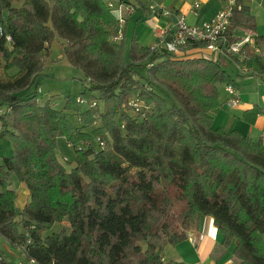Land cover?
<instances>
[{"label":"trees","instance_id":"obj_1","mask_svg":"<svg viewBox=\"0 0 264 264\" xmlns=\"http://www.w3.org/2000/svg\"><path fill=\"white\" fill-rule=\"evenodd\" d=\"M237 30L257 33L242 0L231 6L228 45ZM54 40L84 77L77 125L70 100L38 102ZM0 68L14 71L0 77V139L12 145L0 156V237L27 260L186 264L164 261L163 250L209 215L231 264H264V132L213 127L220 87L235 84L220 61L151 50L134 34L127 45L103 0H0ZM131 98L149 111L124 109ZM58 138L74 152L69 169ZM14 179L28 192L22 209ZM0 264H10L1 250Z\"/></svg>","mask_w":264,"mask_h":264},{"label":"crops","instance_id":"obj_2","mask_svg":"<svg viewBox=\"0 0 264 264\" xmlns=\"http://www.w3.org/2000/svg\"><path fill=\"white\" fill-rule=\"evenodd\" d=\"M103 1L106 4H111L113 6V14L116 17L119 16L120 12L124 17L125 22L122 25L124 40L128 42L134 34L137 42L143 47L151 46L157 39L160 32L166 29L171 22L170 19L162 16H151L143 0ZM159 2L163 7L165 6L177 14H182L187 24L195 26L209 22L228 4L227 0H159ZM195 2L199 4V8L197 9L196 14H193L191 12V8ZM242 2L250 8L256 19H264V0H242ZM125 7H130L131 11L129 13L126 12L123 10ZM234 34L241 37L245 34H249V32L237 30ZM250 34L257 39L258 35H264V31L259 32L257 30L256 34ZM260 48L264 51V45H260ZM180 54L218 60L222 63L227 72L234 78L235 84L233 87L239 99V104L235 107L227 106L226 101L230 96L225 91V88L221 86V106L211 111L214 128H220L226 131H236L241 136H250L254 139L263 134L264 59L262 57L252 53L253 56H249V60L243 64H237L222 54L211 53L205 49H188ZM59 58L60 55L57 56V59ZM10 73L14 74V71H5L3 68H0V77L1 75H11ZM3 140L0 139V156H10L12 149L9 144ZM15 186L17 187L16 189L12 185V188L16 192L15 206L18 209H22L28 201V192L17 184ZM191 233L203 234L204 240L196 244V246L188 239L187 240L193 246L188 241H183L182 243H189L191 246V248L188 249L177 245L178 248H173L172 250L167 251L165 247L162 253V259L164 261L184 262L186 264H228L231 260V254L224 258V255L228 254V252L226 253L227 249H222L221 247L217 248L220 246L221 238L218 229L214 225V219L212 216H203L199 229ZM214 242H216V245H219L210 252ZM0 250L3 253V259L5 258V260L10 264H37L35 262H28L24 254L19 253L15 247L8 244L1 237Z\"/></svg>","mask_w":264,"mask_h":264},{"label":"built area","instance_id":"obj_3","mask_svg":"<svg viewBox=\"0 0 264 264\" xmlns=\"http://www.w3.org/2000/svg\"><path fill=\"white\" fill-rule=\"evenodd\" d=\"M143 2L147 6V10L150 12L151 16H162L171 20L168 27L162 30L155 42L149 46L151 50H164L169 53L180 54L188 50L194 44H198L199 47L197 48L205 49L215 54H222L237 64H243L249 60V50L253 54L264 59V51L261 50L256 38L250 33L239 37L237 41L229 45L227 44L224 34L229 25L231 6L234 4L235 0H227L228 4L222 8L212 20L198 26L187 24L182 14H177L165 6L163 7L159 0H143ZM108 7L113 11V6L111 4H108ZM198 8L199 4L197 2L193 3L191 12L196 14ZM123 10L129 13L131 8L125 7ZM117 19L122 26L125 20L121 12ZM120 38L121 33L119 32V34L114 37V40L117 41ZM224 88L230 96L226 101V105L229 107L237 106L239 104V99L235 93L234 87L226 85ZM76 102L79 105H86V102L80 97L76 98ZM95 105L96 104L92 102L88 107H95ZM123 108L129 110V112L133 114H140L144 110L149 111L150 109V107L145 106L143 102L136 98L129 99L126 106ZM5 111V109L0 108V114H3ZM99 145L102 146L103 143L100 142ZM187 239L196 246V244L204 240V235L190 232L187 235ZM15 248L21 252L23 250L20 245L15 246ZM28 262L34 263L33 260H28ZM228 264H231V260Z\"/></svg>","mask_w":264,"mask_h":264},{"label":"rangeland","instance_id":"obj_4","mask_svg":"<svg viewBox=\"0 0 264 264\" xmlns=\"http://www.w3.org/2000/svg\"><path fill=\"white\" fill-rule=\"evenodd\" d=\"M256 19V17H255ZM264 19H256V26L257 30L264 31ZM128 45V42H127ZM51 56L50 59L47 60L46 67L42 73V75L38 78L39 81V90H38V102L43 103L45 101H52V103H60L63 104V100L66 98L71 101L73 109L72 113L70 114V120L75 123L76 125L79 124L78 121V112L80 110L78 104H76V98L79 97L80 92L83 89L82 79L83 74L81 71L71 67L64 59L61 57L57 59V56L61 54L60 44L54 40L51 46ZM10 77V76H9ZM100 101L97 104L98 107L100 105ZM54 107H58V105H53ZM60 106V105H59ZM61 107V106H60ZM82 109L85 108L84 105L81 106ZM3 140V139H1ZM7 142L12 149V145L9 140H3ZM2 141V142H3ZM56 154L58 160L67 168L69 169L74 164V152L72 148L67 144L64 138H58L56 140ZM21 186L24 190L26 188L16 181L13 180V186L16 189L15 185ZM62 225H56L54 229L51 231H58ZM221 238V235H220ZM186 239L184 242H187ZM189 242V241H188ZM190 243V242H189ZM189 243H179L178 246H183V248L188 249L191 248ZM184 244V245H183ZM191 244V243H190ZM177 245H168L166 250H172L173 248H178ZM192 245V244H191ZM219 245V244H218ZM218 245L216 242L212 244L210 252L213 251ZM190 246V247H189ZM193 246V245H192ZM218 246L217 248H219ZM12 248V247H11ZM164 251V250H163ZM224 258L231 254V248L226 250ZM231 256V255H230Z\"/></svg>","mask_w":264,"mask_h":264},{"label":"bare ground","instance_id":"obj_5","mask_svg":"<svg viewBox=\"0 0 264 264\" xmlns=\"http://www.w3.org/2000/svg\"><path fill=\"white\" fill-rule=\"evenodd\" d=\"M14 246V245H13Z\"/></svg>","mask_w":264,"mask_h":264}]
</instances>
